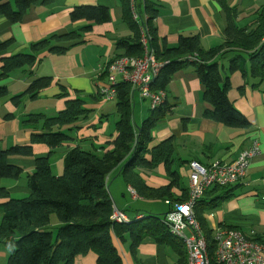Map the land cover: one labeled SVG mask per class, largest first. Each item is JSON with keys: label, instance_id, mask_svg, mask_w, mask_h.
<instances>
[{"label": "trees", "instance_id": "trees-1", "mask_svg": "<svg viewBox=\"0 0 264 264\" xmlns=\"http://www.w3.org/2000/svg\"><path fill=\"white\" fill-rule=\"evenodd\" d=\"M40 0H0V18L11 24L23 23L31 9ZM135 3L139 21L133 19L131 3ZM216 3L225 16L226 27L223 32L225 42L211 50H204L198 35L180 36L176 47L160 45L156 20L160 16V6L153 0H143L141 7L136 0H120L122 16L133 36L117 40L116 47L123 52L121 56L141 57L140 28L149 37L150 47L156 58L163 63L154 79L151 91L166 92L174 76L187 68H192L202 87V99L212 106L204 112V117L227 128L250 129L251 122L240 113L228 98L231 88L230 78L223 74L221 61L229 58L228 73L247 74L248 62L250 77L257 80L254 88L264 82V6L256 11L258 15L253 27L240 28L238 21L242 12L232 6L229 0H211ZM53 0H42L45 6ZM72 22L85 21L88 25L79 31L53 34L32 43L29 51L3 57L1 59L0 82L8 79L14 72L29 69L40 63L39 55H64L83 43L82 35L92 30V24H105L111 21V12L105 6H78L70 13ZM92 23V24H91ZM13 39L0 43V53L9 50ZM235 53L232 57H228ZM53 83L52 77L32 80L24 93L10 96L7 86H0V101L10 97L15 107L23 98L37 100L40 93ZM59 98H66L65 108L54 117L42 113L30 114L22 122L31 130L29 145H15L8 149L0 146V185L3 180H19L25 175L22 167L9 163L10 157L32 158L33 145L42 144L50 148L46 157L35 159V170L26 175L29 195L20 199L9 196L0 186V196L7 201L0 205V241L9 249L7 264H74L78 256L93 252L97 264H122L121 257L112 240L113 234L121 241L126 236L131 240L130 250L135 254L138 246L147 238L158 244L174 248L180 256V264H187V253L181 241L171 236L164 225L163 218L144 215L126 224L112 220L115 203L107 188L108 176L120 167V176L136 194L147 200L171 202L186 201V197L176 198L173 189L179 184V175L172 170L175 159V139L171 137L153 145V131L172 114L174 105L166 100L157 109H150L149 116L140 126L134 123V97L128 83L116 87V106L119 119L116 123L117 136L109 145L111 150L104 153L87 152L74 147L66 152L64 170L55 176L51 169V157L59 147L69 144L73 139L62 129L72 127L78 121L87 119L91 111L85 108V101L68 99L66 89L60 85ZM98 97L102 98L98 92ZM97 101V97H94ZM164 166L170 182L160 188L146 184L141 172L147 173ZM229 187H214L205 196H216L198 202L195 213L206 240L211 264L215 260L216 242L214 230L210 229L203 214L220 206L233 196ZM56 216L58 227L53 229L52 217ZM237 229L235 227H229ZM255 241H263L253 235Z\"/></svg>", "mask_w": 264, "mask_h": 264}, {"label": "crops", "instance_id": "crops-1", "mask_svg": "<svg viewBox=\"0 0 264 264\" xmlns=\"http://www.w3.org/2000/svg\"><path fill=\"white\" fill-rule=\"evenodd\" d=\"M160 6V16L156 20L160 45L169 48L177 46L179 37L198 35L204 50H211L225 42L223 32L226 27L225 16L220 7L211 0H153ZM139 7L143 0H136ZM232 6H237L243 13L238 26L240 28L253 27L258 17L256 13L264 6V0H229ZM78 6H105L111 12L109 23L92 24V30L82 35L83 43L72 47L64 55L41 53L39 64L32 68L21 70L13 77L0 82V86H7L10 96L25 92L29 83L41 77H52V85L43 90L37 100L23 98L19 107H15L10 97L0 101V146L8 149L15 145H29L31 130L24 127L22 122L30 114L58 113L65 108L66 98H59L60 85L63 86L68 99L85 101V108L91 111L87 119L78 121L72 127L62 130L73 141L55 150L51 157V169L55 176H61L64 170L66 152L74 147H80L87 152L104 153L112 149L109 145L117 136L116 123L119 119L115 101H105L98 97L99 88L106 81L103 68L114 58L123 55L116 47V42L122 38L133 36L132 31L125 24L122 16L120 0H53L51 5L45 6L42 0L31 9L23 23L11 24L0 18V43L13 39L15 44L7 51L0 53V68L3 57L12 56L29 51L32 43L43 40L53 34L79 31L88 25L85 21L72 22L70 13ZM231 53L228 57H232ZM229 58L221 61L223 74L230 78L231 88L228 98L234 107L242 113L252 124L250 129L227 128L204 117L206 110L212 106L202 99L203 87L192 68L178 72L167 88L166 101L174 105L171 115H168L153 131V145L174 137L176 162L172 170L179 175V184L173 189L176 198L188 197L189 166L197 161L208 166L215 160L224 162L235 161L240 153L249 148L255 141L259 144L260 154L251 163L245 179L229 187L233 195L214 210L203 214L210 229L214 232L222 227H235L247 235H256L264 242V82L259 88H254L257 80L250 77L247 62V75L241 72L228 73ZM5 84V85H4ZM97 97V101L94 100ZM30 108H28V103ZM40 101L46 103V108L34 110V104ZM140 102L142 105H138ZM111 103L114 105L112 106ZM147 105H146V104ZM146 105V106H145ZM38 109V105L36 106ZM139 109L140 124L149 116L148 102L142 100L138 94L134 96V119ZM33 109V110H31ZM42 113V114H43ZM138 117V115H137ZM87 145L88 149H84ZM51 152L46 145H33L34 156L10 157L9 163L25 170L19 180H3L4 187L13 199L27 197L30 193L27 187V177L35 170V159L46 157ZM142 177L147 185L160 188L167 185L164 166L156 170L143 173ZM120 167L115 169L107 178V188L115 201L117 208L124 211L131 219L144 217V211L133 207V202H156L161 200H147L132 196L129 187L119 189ZM119 182V183H118ZM218 194V193H216ZM205 196L204 199L216 196ZM127 196V197H126ZM210 196V197H209ZM7 201L0 196V205ZM164 202V201H163ZM184 202V201H182ZM182 202H171L179 204ZM168 206V205H167ZM171 210L168 206L166 214ZM1 220V217H0ZM53 229L58 227L56 216L51 220ZM113 244L117 249L122 264H180V256L173 247L158 244L147 238L137 248L135 254L130 250L131 240L126 236L123 242L114 234ZM9 249L0 241V264H7ZM74 264H97V255L90 252L78 256Z\"/></svg>", "mask_w": 264, "mask_h": 264}, {"label": "built area", "instance_id": "built-area-1", "mask_svg": "<svg viewBox=\"0 0 264 264\" xmlns=\"http://www.w3.org/2000/svg\"><path fill=\"white\" fill-rule=\"evenodd\" d=\"M133 19L139 21L135 3H131ZM143 54L141 57L119 56L110 61L102 70L106 81L99 88V94L105 101H115L116 87L120 83L131 86L133 97L148 102L150 109L164 104L166 94L163 91H151L150 87L159 74L163 63L156 58L150 47L149 37L143 27L140 28ZM264 40V39H263ZM260 154L258 142L243 150L233 162L215 160L208 166L192 161L189 166V189L186 201L172 204L170 212L163 218L164 225L174 238L181 241L187 253V264H211L208 248L201 226L196 218L195 208L205 193L214 187L235 185L247 176L248 169ZM129 192L137 197L135 190ZM141 219V217H137ZM112 220L117 224H126L131 219L124 211L114 206ZM238 229L222 227L215 231V260L217 264H264V244L254 240Z\"/></svg>", "mask_w": 264, "mask_h": 264}, {"label": "rangeland", "instance_id": "rangeland-1", "mask_svg": "<svg viewBox=\"0 0 264 264\" xmlns=\"http://www.w3.org/2000/svg\"><path fill=\"white\" fill-rule=\"evenodd\" d=\"M21 70L19 71H16L12 74L11 77H13L14 75H16L17 73H19ZM5 85V84H4ZM30 103H32V101H30L27 105H28V108H30ZM138 105H142L140 102H137ZM146 104V103H145ZM38 105V109L36 108V106ZM46 103L44 101H40L38 102L37 104H34L33 108H35L34 110H42L44 108H46ZM111 105L113 106L114 104L111 103ZM147 105V104H146ZM145 105V106H146ZM33 110V109H31ZM36 112H44V111H36ZM139 109L137 108V115H136V118H135V123L136 125L137 124H140V119H139ZM44 114V113H43ZM48 117H54L56 116L57 114L56 113H46ZM83 148L84 149H88L89 147H87V145H83ZM24 177V176H23ZM22 177V178H23ZM25 178V177H24ZM120 182V181H119ZM118 182V183H119ZM125 188V184L123 182H120L119 184V189H124ZM127 197V196H126ZM115 202V201H114ZM116 203V202H115ZM145 202H133V207L134 208H139L141 210H143L144 214L145 215H156V216H159V217H162L166 214L167 212V209H168V206L165 204V202L163 201H154V202H150V204H144ZM116 205V204H115Z\"/></svg>", "mask_w": 264, "mask_h": 264}, {"label": "water", "instance_id": "water-1", "mask_svg": "<svg viewBox=\"0 0 264 264\" xmlns=\"http://www.w3.org/2000/svg\"><path fill=\"white\" fill-rule=\"evenodd\" d=\"M134 121H135V119H134ZM135 123V122H134ZM136 124V123H135Z\"/></svg>", "mask_w": 264, "mask_h": 264}]
</instances>
